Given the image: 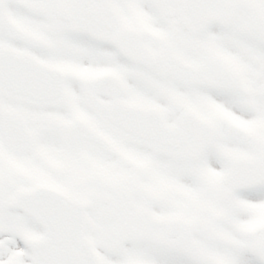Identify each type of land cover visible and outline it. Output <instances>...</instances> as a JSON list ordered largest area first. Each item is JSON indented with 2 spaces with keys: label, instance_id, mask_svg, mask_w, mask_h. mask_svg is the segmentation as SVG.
Segmentation results:
<instances>
[{
  "label": "snow or ice",
  "instance_id": "1",
  "mask_svg": "<svg viewBox=\"0 0 264 264\" xmlns=\"http://www.w3.org/2000/svg\"><path fill=\"white\" fill-rule=\"evenodd\" d=\"M0 264H264V0H0Z\"/></svg>",
  "mask_w": 264,
  "mask_h": 264
}]
</instances>
